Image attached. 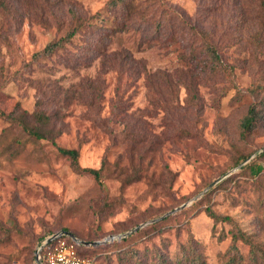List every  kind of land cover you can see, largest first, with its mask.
<instances>
[{
	"label": "rangeland",
	"instance_id": "rangeland-1",
	"mask_svg": "<svg viewBox=\"0 0 264 264\" xmlns=\"http://www.w3.org/2000/svg\"><path fill=\"white\" fill-rule=\"evenodd\" d=\"M25 1L8 0L9 12L0 9V109L18 105L31 125L41 109L52 121L45 133L78 149L82 167L105 163V170L102 184L76 173L50 140H34L0 118V264H34L39 240L66 229L84 243L115 237L85 245L99 264H133L131 249L155 264L157 248L174 252L191 235L207 264H225L233 226L215 224L207 206L232 217L264 250V172L254 178L234 166L243 155L264 152V0H165L188 23L176 44L135 30L110 36V51L126 49L142 62L133 70L102 65L88 47L98 38L85 30L67 53L32 65L34 54L66 35L71 12L96 16L109 0H48L56 6L45 8ZM107 18L101 13L96 21ZM190 26L210 31L233 69L202 72L203 61L190 79L197 100L176 72L189 52L181 48L194 39ZM145 72H158V79L148 82ZM251 106L259 119L242 138ZM256 163L264 166V158ZM183 205L156 229L148 224L127 241L119 237ZM240 247L251 264L248 247Z\"/></svg>",
	"mask_w": 264,
	"mask_h": 264
},
{
	"label": "trees",
	"instance_id": "trees-1",
	"mask_svg": "<svg viewBox=\"0 0 264 264\" xmlns=\"http://www.w3.org/2000/svg\"><path fill=\"white\" fill-rule=\"evenodd\" d=\"M7 1L8 0H0V9L3 10L4 13L9 12L10 10ZM17 1L19 2L21 0ZM262 2L264 5V1ZM25 3L26 7H31L32 4H38L42 8H45V6H56L55 3L51 4L48 0H26ZM261 8L264 7L261 6ZM101 13H107L112 20L107 18L103 24L98 23L96 20L99 19ZM180 17L182 16L179 12L172 6L168 5L165 0H109L101 12L96 16L91 17H85L71 12L66 35L52 40L43 50L34 54L32 65H38L43 60H51L61 53H67L68 46L73 45L77 36L83 34V31L85 30L89 35L97 36L96 38H98L95 44L91 43V46L88 45V47L91 48L90 50L93 49L92 51L96 52L95 57L101 61L102 65H107L110 62L115 63L117 66H126L127 64L129 65L128 67L133 70L132 68L135 64H142V62L136 60L133 57L134 55L126 49L120 51L111 50V52L109 50V46L112 42L110 36L116 33L135 30L142 32L141 34L145 35L144 37L148 38L150 41H164L169 43V45H174L180 40L181 36L178 35L179 30L181 31V34H185V28L181 27L188 24L184 19H180ZM189 30L192 31L194 39L193 41L192 39L190 40L189 46H183V48H181L183 52L189 50V52L181 55V58L186 65L185 67H182L181 70L179 68L176 69V72L182 73V87L187 90L189 96H192L193 99L197 100L198 91L193 88L190 79H193L194 73L203 61L206 64V67H203L202 72L204 68H207L206 72L210 74H233V69L224 62L219 48L214 41L213 34L210 31L202 28H194L193 26H190ZM103 32H106V35ZM151 32H153V34ZM89 53V51H86V55L84 54V56H87ZM190 56H192L193 59H190ZM70 64H72V61L69 60L68 65L66 66L69 68ZM202 72L201 74L205 76ZM145 74L146 80L150 83H153L158 79V72L152 74H147L145 72ZM32 117L36 121V125H31L28 122L26 114L20 112L18 105L10 112H5L0 109V118L4 119L11 126L21 127V129L34 140H50L58 152L68 159L71 168L76 173L89 174L93 176L99 184L103 183L102 178L105 170V163L104 166L98 169L82 167L80 164L81 154L78 149H70L60 146L56 142L55 137L49 136L51 132L47 134L42 130V127H47L52 124L51 117L41 109H36L32 113ZM258 119L259 109L251 106L241 122L242 138H246L254 130ZM255 152L257 151L241 156L236 160L234 166L240 167L243 162L251 158ZM263 158L264 152L253 157L245 166H241L240 170L242 172L248 171L254 178H259L264 172V166L257 164L256 161ZM209 192L210 191H208V193ZM205 213L215 224L226 222L233 226L231 229V242L225 253L227 257L225 264H245V256L240 247V244L242 243L248 247L251 264H264V250L255 244L239 227L235 226L232 217L228 215L222 216L210 206H207ZM167 220L168 219H165L162 222ZM160 223L150 225L148 228L156 229ZM0 228H4L1 222ZM142 231L143 229L139 230L137 233H141ZM181 231L182 229H179V232ZM63 232L69 233L67 229ZM132 236L123 238L122 241H127ZM177 238L179 239L180 236ZM46 239L47 237L41 238L34 249V264H37L35 252ZM61 239L73 242L67 235L63 236ZM56 242L57 241L52 242L49 246L54 245ZM179 243L180 244L174 252L169 250L164 252L162 249L157 248L155 251V264H207L203 253L200 250V244L194 237H192V235L189 236L186 243ZM75 245L81 256L91 257L86 254L88 252V247L85 245ZM130 252L132 256L128 261H131L133 264H147L146 260H148L149 255H145V257L142 258L139 256L138 250L131 249ZM96 261L99 264L97 259Z\"/></svg>",
	"mask_w": 264,
	"mask_h": 264
},
{
	"label": "built area",
	"instance_id": "built-area-1",
	"mask_svg": "<svg viewBox=\"0 0 264 264\" xmlns=\"http://www.w3.org/2000/svg\"><path fill=\"white\" fill-rule=\"evenodd\" d=\"M61 238L52 246L49 244L41 250V245L37 249L35 252L37 264H98L95 258L81 256L76 248V242L73 240L68 242Z\"/></svg>",
	"mask_w": 264,
	"mask_h": 264
},
{
	"label": "water",
	"instance_id": "water-1",
	"mask_svg": "<svg viewBox=\"0 0 264 264\" xmlns=\"http://www.w3.org/2000/svg\"><path fill=\"white\" fill-rule=\"evenodd\" d=\"M250 160H251V158H249L247 161H245L241 166H243L244 164H246V163L249 162ZM241 166H240V167H241ZM185 207H186V205H183L181 208H179V209H175L174 211H171V212L165 214V215L162 216V217H159V218H157V219H154V220H152V221H150V222H148V223H146V224L140 225V226H138L137 228H135L134 230H132V231H130L129 233H127L126 235L119 236V237H120V238H122V237H126V236H128V235H130V234H133L134 232H137L138 230H140L141 228H143L145 225H148V224H154V223L160 222V221H162V220H164L165 218L171 216L172 214H175L176 212L180 211L181 209H183V208H185ZM66 235L69 236V237H70L74 242H76L78 245H87V246H90V245H92V246H97V245H99V244H101V243H106L107 241H109V240L115 238V237H111V238H109V239H106V240L103 241V242L84 243V242L80 241L75 235H73V234H71V233H67V232H62V233H59V234H56V235H54V236H52V237L47 238V239L45 240V242L42 244V246H41L40 249L42 250L45 246H48V245L51 244L52 242L56 241L57 239L61 238L62 236H66Z\"/></svg>",
	"mask_w": 264,
	"mask_h": 264
}]
</instances>
